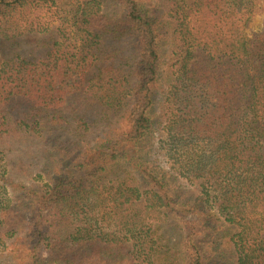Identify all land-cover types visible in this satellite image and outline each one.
I'll list each match as a JSON object with an SVG mask.
<instances>
[{
	"label": "trees",
	"instance_id": "16d2710c",
	"mask_svg": "<svg viewBox=\"0 0 264 264\" xmlns=\"http://www.w3.org/2000/svg\"><path fill=\"white\" fill-rule=\"evenodd\" d=\"M155 4L153 11L140 0H0V160L5 166L14 135L73 126L76 155L42 187L21 186L22 198L46 210L40 234L60 246L102 247L88 264H176L162 225L188 208L174 203L141 147L166 38L168 170L200 188V204L222 226L187 229L177 244L183 264H264V25L246 35L257 0ZM30 45L36 52H20ZM71 95L100 114L81 100L69 104ZM100 127L97 142L84 143L80 131ZM6 204L0 195V228ZM198 234L216 237L211 249L196 246ZM53 263L75 264L64 252Z\"/></svg>",
	"mask_w": 264,
	"mask_h": 264
},
{
	"label": "rangeland",
	"instance_id": "374dc122",
	"mask_svg": "<svg viewBox=\"0 0 264 264\" xmlns=\"http://www.w3.org/2000/svg\"><path fill=\"white\" fill-rule=\"evenodd\" d=\"M145 8L148 10L156 9V0H140ZM109 5L112 3L109 2ZM162 22L166 20V14L160 11ZM46 20L45 17L40 16V20ZM264 25V0H257L255 13L248 23L246 35L251 37L253 34L260 32ZM55 26V24L53 25ZM163 31H166L164 28ZM164 46L161 57L162 74L157 84L155 93V104L152 108L151 120L152 127L149 137L142 143L141 147L145 157H147L150 165L159 172L165 184L174 196V203H179L186 206L188 209H181L177 211V215H171L166 218L163 232L166 235V244L174 247L176 251V264H183V254L180 250L179 244L182 241L187 229L195 226L201 230L203 224L216 227L217 231H222L220 224H215V218H218L215 210L208 204H200L202 198L200 188L190 185L184 179L175 177L172 172L168 170L166 160V132H165V96H166V38L163 39ZM20 49V48H17ZM16 49V50H17ZM20 52L34 53L36 50L33 46H23ZM37 55V54H36ZM34 56V55H32ZM82 101L83 108H92V116L97 117L101 110L92 106L88 101ZM80 100H77L71 95L69 104L75 103L79 105ZM30 103V102H29ZM21 109V108H19ZM21 112V111H20ZM70 112V111H69ZM73 126L66 130L55 134H45L42 136L23 134L14 135L5 144L7 154L5 155L6 168L10 171V175H6L8 183L2 181L4 178L5 169L4 163L0 160V195L6 200L7 216L9 220L6 221L0 228V236L2 246L0 248V264H57L53 263L56 256L61 255L62 252L69 253L74 258L75 264L86 263V256L98 253L102 256V247H88L78 245H66L54 243L53 240L46 238L41 232L44 225L40 226L41 219L46 215V210L39 212L40 205L33 203L29 197H23L24 193L22 187L30 188L33 185L41 186L47 182L48 175H52L56 169L60 168L61 162L71 160L76 153L73 149L74 135L71 131ZM92 131L91 134L85 135L80 131L84 143L94 144L98 140L99 132ZM2 166V167H1ZM5 180V179H4ZM3 186L5 192L3 191ZM22 198V199H21ZM23 200V201H20ZM204 200V199H203ZM199 204L197 209L193 210L192 206ZM6 216V215H5ZM40 216V218H39ZM48 219V217H46ZM203 222V223H202ZM205 222H207L205 224ZM201 226V227H200ZM212 228V227H211ZM203 229V228H202ZM186 231V232H185ZM209 231V230H208ZM209 232L214 233L212 230ZM203 235H197L194 242L201 250L211 249L212 242L215 241L213 234L210 238H202ZM60 247L61 251H58ZM113 251L114 255L116 250ZM93 257V256H92ZM90 263L98 262V258H90Z\"/></svg>",
	"mask_w": 264,
	"mask_h": 264
}]
</instances>
